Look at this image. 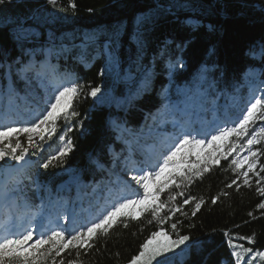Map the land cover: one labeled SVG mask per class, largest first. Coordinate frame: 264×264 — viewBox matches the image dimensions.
Wrapping results in <instances>:
<instances>
[{
  "label": "trees",
  "instance_id": "1",
  "mask_svg": "<svg viewBox=\"0 0 264 264\" xmlns=\"http://www.w3.org/2000/svg\"><path fill=\"white\" fill-rule=\"evenodd\" d=\"M70 3L76 4L75 10L69 6ZM65 8L66 11L61 10ZM150 12L152 22L145 25L144 46L138 50L130 40L134 22L141 13ZM10 16L23 18L26 25L36 29L38 35L27 47L35 48L39 55L51 48L52 63L61 76L74 79L79 84L102 87L98 97L84 95L75 101L79 115L67 123L59 120L56 133L43 142V150L33 155L34 149L30 148V163L17 169L9 181V191L17 194L19 201L26 199L32 206H38L43 200L54 213L62 214L69 204L76 206L81 200L96 206V209L107 207L114 197L108 195L114 193L113 183L109 184V181H116L128 166L125 141L134 145L136 157H145L144 147L151 139L149 132L164 139L162 131H156V120L170 99L183 103L193 95L202 108L210 104L218 93L241 96L248 89L250 67L259 72V85H264V71H260L264 69V62L246 55L250 47L258 48L264 43V0H57L55 6L49 5L47 0H13L11 4L0 6V76L4 83L7 78L3 66L13 63L17 57L24 61L31 58L21 56L12 37V26L5 22ZM197 20L200 24L195 28L186 23ZM118 24L125 25L114 53L118 63L109 64L103 50L104 37ZM208 25L213 26L212 30ZM169 41L166 54L161 56V50ZM185 42L187 47H176ZM209 49L215 50L214 55H208ZM177 57L183 59L185 67H171ZM205 63L210 68L214 66L207 82L197 78L198 70ZM151 65L154 70L150 88L141 97L133 99L132 93L142 73ZM109 66L113 72L109 71ZM27 76V81L19 78L13 68V74L8 77L13 82L15 93L9 100L19 105L20 98H23L40 105L39 101L45 96L44 89L38 86L33 73L29 72ZM158 110L160 115L154 120ZM114 120L123 130L124 138L121 140L116 139ZM69 125L72 128L70 132L67 131ZM65 134L73 142L72 151L59 166L44 169L40 165L61 145L59 137ZM20 139L27 147L26 136L21 135ZM262 142L264 140L256 148L264 165ZM110 147L115 154L108 151ZM97 159L105 165L104 169L93 162ZM231 159L210 168L202 179H195L187 189L185 195L202 196L205 203L195 216L191 215L194 207L191 204L183 207L187 216L180 213L172 216L171 222L179 221V233L189 235L190 240L183 252L167 256L161 260L162 264H236L225 232L236 244L253 251H264V210L256 208L264 198L256 192L257 177L252 178L251 188L243 185L241 178L239 191L235 186L226 189L225 185L235 178L229 167ZM17 164L11 157H6L0 161V169H11ZM17 180L21 182L17 183ZM172 187L174 185L161 192L158 202L167 201V193ZM221 190L228 191L230 195L212 204L211 197ZM64 199L69 202L67 206ZM183 199L178 197L177 203ZM95 200H98V205ZM250 211L256 219L248 216ZM166 213L167 208L161 215ZM149 219L152 217L146 212L136 219L129 217L127 228L117 223L107 238L95 241L99 251L92 250L87 255L81 252L80 260L83 264H128L153 231L163 228L168 235L176 237L171 231V222L158 225L153 221L149 224ZM80 227L81 219L78 218L73 228L65 225L66 233ZM251 235L255 237L252 243L239 239L240 236ZM62 256L66 261L75 259V252L71 255L62 253ZM244 260H250L248 253ZM259 264H264V260Z\"/></svg>",
  "mask_w": 264,
  "mask_h": 264
},
{
  "label": "snow or ice",
  "instance_id": "2",
  "mask_svg": "<svg viewBox=\"0 0 264 264\" xmlns=\"http://www.w3.org/2000/svg\"><path fill=\"white\" fill-rule=\"evenodd\" d=\"M12 2L13 0H0V6L11 4ZM47 3L55 6L57 0H47ZM69 6L73 10L76 9L75 3H70ZM61 10L66 11L67 9ZM88 11L91 12L92 9ZM5 22L12 26V37L20 49L21 56L31 57V59L24 61L21 57H17L13 63L3 66L4 76L7 78L12 75L15 67V75L27 81L29 79L27 73L37 72L38 75L40 74V68L36 64L37 50L27 47L38 33L34 27L26 25L23 18L10 16ZM151 22V12L141 13L135 19V27L130 35V40L136 44L138 50H142L144 46L143 29L146 24ZM186 23H190L193 28L198 27L200 24L198 20L186 21ZM208 27L209 30L213 28L212 25H208ZM124 31L125 25L118 24L111 33L104 37L103 50L108 56L109 64L118 63V58L114 53L115 48L119 46ZM167 43L171 42H166L165 49L161 50V56L166 54ZM187 46L185 42L176 47L185 48ZM214 51V49H209L208 55H214ZM246 55L254 60L258 59L264 62V43L260 44L258 48L257 46L250 47ZM177 66L180 68L186 66L181 57H177L176 62L171 64L172 68ZM213 68H210L207 63L201 65L197 72V78L207 82V77L211 74ZM252 71L254 69L250 67L249 72ZM260 71H264V69ZM201 88H203V84H201ZM101 91L100 86L79 84L74 79L69 78L65 82L56 85L55 89L43 101L46 107L42 111H37L28 126L18 127L16 125L19 122L11 119L0 123V161H4L6 157H11L13 161L18 163H26L25 158L28 156L30 148L34 149L33 155L38 151H42L43 142L51 139L56 133L59 120L63 119L67 123V121L75 119L79 115L75 110V101L84 95L95 98ZM14 93V87L7 91L10 98ZM165 99H168L167 89H165ZM178 107V105L169 103L164 105V110L169 111L170 109H178ZM159 115L160 110H158L156 116H153V119L156 120ZM257 121H264V94L252 95L237 119L231 122V126L217 127L214 132H197L194 135L191 130L182 126L179 121H173L174 127H178L179 131L171 137L170 142L167 138L161 140L162 147L159 153L154 155L155 162L150 163L146 159L143 166L134 169L136 174L131 177V180L139 186L137 190H130L131 186L126 181L123 182L120 194L117 195L114 202L110 206L105 207L87 226H82L67 233L63 228H49L40 232L39 237L33 243H29L34 239L33 222L36 215L44 211L45 204L42 200L41 204L36 206V211L32 210L33 206L26 199L20 205L17 203L16 198H10L9 190L5 184L4 190L0 191V208L3 209L5 214V222L0 224V264H48L49 261H51V264H83L80 260L81 252L87 255L92 250L99 251L95 247V241L107 238L110 235V230L117 223L127 228L128 218L136 219L130 212H124V209L145 203L151 197H159L164 189H169L173 185L174 187L167 193V201L148 203L146 207L140 209L141 215L146 212L151 215L152 219L147 221L149 224L155 221L158 225H165L166 222H171L172 216L176 213L187 216L188 213L183 211V207L191 204L194 205L191 215L195 216L200 211L205 200L202 196L185 195V193L195 179L203 178L204 173L209 171L210 165L204 163L203 166L193 168L189 164L186 169H182L181 165L188 162L192 150L200 146L211 144L216 152L223 148L225 150L223 159L225 160L232 156L234 151L239 153L241 149H246L247 155L242 157L237 155L231 159L229 167L235 173V178L230 183H227L225 188L232 189L235 186L236 191H239L241 184L238 181L241 178H243L242 184L251 188L249 172L256 168L257 158V152L252 151V146L264 140V127H260L259 131H255L253 127ZM227 123L229 122L225 121V124ZM116 127L117 129L120 128L119 125H116ZM250 129H252L251 132ZM71 130L72 128L69 125L67 131L70 132ZM21 135L26 136L27 147L23 145L20 139ZM209 136L210 139L208 138ZM36 138L39 139L37 140ZM59 139L62 144L56 148L55 152L50 153L40 165L44 169L59 166L65 161L68 153L72 151L73 142L71 138L65 134ZM218 141L221 143H217ZM185 148L189 149L187 155L179 161L175 160L174 158ZM206 160H213L218 164L220 157H213L209 153ZM197 161H199V157H197ZM93 162L98 168H105V165L99 159ZM113 166H115V159L113 160ZM169 168L174 169V171L167 172V175H165L166 170ZM0 171L7 172L9 170L0 169ZM109 171L111 172V170ZM260 171L264 172V167ZM255 175L259 177L255 181L258 185L256 192L260 197L264 198V185H261V181H264V176H260L259 172L255 173ZM161 177H164V179L157 183L158 178ZM16 182L20 183L21 181L17 180ZM111 183H120V177L117 176L116 181L110 180L109 184ZM229 195L228 191L221 190L217 195L211 197V203L216 204L221 197H228ZM178 197H184L181 203H177ZM165 208H167V213L161 215L162 210ZM256 208L264 210V199L256 205ZM262 215H264V212H262ZM248 216L256 219L251 211L248 212ZM25 217H28L27 226L22 223ZM14 218L21 222L13 223ZM178 224L179 221L171 222L170 224L171 231L176 235V239H168L167 242H161L157 238L161 236L168 237V233L163 228L159 231H153L150 237L140 244L138 254L132 256L128 264H154V262L155 264H162L158 257L166 258L165 254L174 251L181 245H186V242L190 240V236L181 235L178 231ZM236 227H239V225H236ZM224 234L229 237L227 243L232 249V255L236 258V264H241L245 259V254L252 253L253 249L234 243L228 232ZM239 239L252 243L255 237L254 235L240 236ZM43 245H47V247H41ZM73 252H75V259L64 260L62 253L71 255ZM255 255L264 259V252H256ZM58 257L60 258L59 261L57 260ZM246 264H252V261L249 260Z\"/></svg>",
  "mask_w": 264,
  "mask_h": 264
},
{
  "label": "rangeland",
  "instance_id": "3",
  "mask_svg": "<svg viewBox=\"0 0 264 264\" xmlns=\"http://www.w3.org/2000/svg\"><path fill=\"white\" fill-rule=\"evenodd\" d=\"M49 54H50L49 50H47V51H45V53H43V55H49ZM37 56L38 55H36V57ZM38 68H40V74L38 75L37 72H34V77L37 79L38 85L41 88H43L44 92H45V97L43 99L41 98V100L39 101L40 106L38 104H36L34 108L29 109V111H28L29 116L28 117H24L23 115H22V118H20L18 116L17 117H14V116H12V117H8L7 116L6 117L4 114H2L1 115L2 122L0 121V123L5 122L7 119H11V120L19 122L16 125L18 127L28 126V123L35 117L37 111H42L46 107V105L44 104L43 101L55 89L56 85H58V84H60L62 82H65L67 80V79H62V78H55V77L52 78V77H50L49 76L50 74L49 73L47 74L48 69L45 66H43V68L38 66ZM112 70H113V68L109 69V71H112ZM258 74H259V72L257 70L249 72V74L247 76V78H248V90L245 89V94H242L241 96L236 97V96H230V95H225V94H222V93H218L216 96H214L212 98L210 104H208L207 107L205 105H203L202 108H201L196 103L197 99H195L193 95H189V97L183 103L186 106L187 109H170L169 111L164 112V115L162 116V118L160 120H157V122H156L158 124V127L160 129H164L166 126H168V123H170L173 128H178V127H174L173 121H179L181 124L183 122H186L187 121L186 120V114H188L190 111H194L195 112L194 115H193V119L192 120H196L197 119V113H196L197 111H200L201 114L203 113L205 115L206 114L209 115L208 116V121H206V119H205L206 117L205 116H204V118H201V123L208 122L207 124H208L209 128H208V130L206 132H214V130L217 127L231 126V122L225 124L226 120L224 119L223 116H227V113L230 112V110H233L234 112L237 113V117H238L240 115L242 109H244V107L246 106V104L248 103V101H249V99H250V97L252 95L264 94V85H259V79H258L259 75ZM6 82H7V85L10 84L9 81L6 80ZM1 85H3V78L0 76V86ZM101 89H102V87H101ZM107 98H109V96ZM20 103L23 106V104L25 103V100L21 99ZM171 104H174V103L172 102ZM237 117H236V119H237ZM232 120H234V119H232ZM116 125H119V122L117 120H114L113 121V126H114V129L116 131V139L117 140H121L123 138V134L120 131V128L117 129ZM253 127H254L255 131H259L260 127H264V121H257L256 124ZM188 130H190L189 125H188ZM251 131H252V129H250V132ZM192 132H193L194 135L196 134V133H194V131H192ZM208 138L210 139V136ZM36 139L38 140L39 138H36ZM217 143H221V142L218 141ZM262 143H264V142H262ZM257 145L258 144L252 146V151H256L257 152V158H256V168L249 172V177H250V181L249 182L250 183L252 182V178L254 176H256L255 173L259 172L260 176H261L262 172L260 171V169L262 167H264V165L261 163L262 159H259V155H258L259 151H257V148H256ZM125 146L127 147L128 152L132 153L131 152V148H132L131 142L125 141ZM150 148H152V147H147L146 148V149H148V153L149 152L151 153L152 149H150ZM108 151L110 153H112V154H115V151H114V149L112 147H110L108 149ZM188 151H189L188 148L183 149L182 152L179 153L174 159L177 160V161L181 160L182 158H184L185 155H187ZM209 153H211L213 157H216V156L220 157V161H219L218 164L215 163L213 160H206V157H207V155ZM224 154H225V150L223 148H221L219 152H216L214 150V146L211 145V144H207L206 146H200V147H197L194 150H192L191 156L188 158V162H186L185 164L181 165V168L182 169H186L189 166V164H191V166L193 168H195L197 166H203L204 163H208L210 165V168H212V167L218 166L221 163V161L225 160V159H223V155ZM237 155H240L241 157L243 155H247V150L246 149H241L239 153L234 151L232 156H229V158H234ZM197 157H199V161H197ZM25 159H26V163L25 162H19L17 164L16 168L7 169L9 171L4 172V173L2 171H0V176L3 178V180L4 181L5 180L9 181V179L16 174V170L17 169H21L22 167L28 165L30 163V159H29L28 156H26ZM137 167H141V166L138 165V164H136V166L130 165V167H128L126 169V171H125V174L128 176V180H130L127 183L129 185L131 184V187H132L131 190L132 191H135V190H137L139 188V186L136 185L135 182L131 180V177L136 174L134 169L137 168ZM172 171H174V169H172V168L167 169L165 175H167V172H172ZM205 173H207V172H205ZM256 177H257L256 180H258L259 177L258 176H256ZM163 179H164V177L158 178L157 183H160ZM120 182H121V177H120ZM114 184L115 183H113V185ZM117 184L118 183H116L114 193H112V195H114V197L112 198L110 203H108V206H110L114 202V200L116 199L117 195L120 194L121 188L123 187V185L121 186V185H117ZM113 185H112V187L114 188ZM261 185H264V181H261ZM133 198H135V197H133ZM158 200H159V197H151L149 199V201H146L145 203L137 204L135 206H131V207L127 208V209H124L123 211L124 212H130V213L134 214L136 217H139L140 214H141L140 213V209L141 208L146 207V205L148 203H157ZM67 203H68L67 200H64V205L65 206H67ZM68 206L69 207L67 209V212L63 213V216H62L63 218L62 217L57 218L55 216H52L53 220L55 219L54 223L58 225L56 228H63L64 229V227L62 226L64 224V221L66 220L67 222H69L68 218H70L71 211H72V206H70V205H68ZM103 209L104 208L100 207V208H98L96 210V206H95V208L93 209L94 212L92 213V215H91L90 210H88L86 212V214H88V218L82 224L87 226V224L91 220L95 219ZM77 210H78V214L81 215L84 212V206L79 204ZM49 217L51 218V216H49V213H47V219L48 220L50 219ZM60 219H61L62 222L60 221ZM14 221H15V218L13 219V222ZM54 223L51 221L50 225L47 226V229L51 228L54 225ZM176 238L177 237H172V236L168 235V237L161 236V237H158L157 239L159 241H161V242H167L168 239H176ZM186 245H187V242H186ZM186 245H181L179 248L174 249V251L165 254L166 257L169 256V255H172V254H177V253L183 252L185 250V248H186ZM256 252L257 251H252V253H248V257H249V259L252 262H255V263L259 264L264 259H261L259 256H256L255 255ZM158 259L162 260V259H164V257H158Z\"/></svg>",
  "mask_w": 264,
  "mask_h": 264
}]
</instances>
